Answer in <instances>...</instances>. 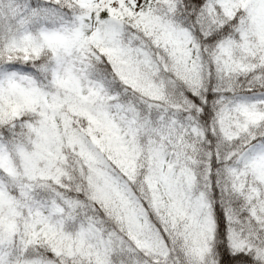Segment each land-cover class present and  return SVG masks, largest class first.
I'll list each match as a JSON object with an SVG mask.
<instances>
[{
    "label": "snow or ice",
    "instance_id": "1",
    "mask_svg": "<svg viewBox=\"0 0 264 264\" xmlns=\"http://www.w3.org/2000/svg\"><path fill=\"white\" fill-rule=\"evenodd\" d=\"M0 264H264V0H0Z\"/></svg>",
    "mask_w": 264,
    "mask_h": 264
}]
</instances>
